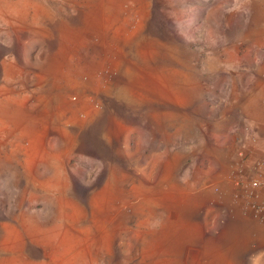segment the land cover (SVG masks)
<instances>
[{"label": "rangeland", "instance_id": "374dc122", "mask_svg": "<svg viewBox=\"0 0 264 264\" xmlns=\"http://www.w3.org/2000/svg\"><path fill=\"white\" fill-rule=\"evenodd\" d=\"M248 20L264 26V0H0V264H264V226L247 232L248 215L264 225V212L241 204L233 214L217 210L213 201L231 189L206 185L213 189H201L200 226L197 193L184 185L185 169L212 179L225 165L208 155L234 149L235 177L264 176V125L252 135L256 146L225 142L226 124L242 113L238 99L226 98V62L241 65ZM74 64L88 83L90 112L112 108L130 149L139 143L143 155L122 164L134 178L142 168L150 189H116L113 174L109 187L92 189L105 180L100 162L75 151L60 172L58 154L34 145L55 143L57 131L81 137L49 117L57 85L67 101L82 98L69 81ZM135 68L130 99L103 94L135 78ZM196 80L212 97L198 99L195 115ZM236 190L264 204V189ZM246 235L253 243L237 248Z\"/></svg>", "mask_w": 264, "mask_h": 264}, {"label": "crops", "instance_id": "0c3cea01", "mask_svg": "<svg viewBox=\"0 0 264 264\" xmlns=\"http://www.w3.org/2000/svg\"><path fill=\"white\" fill-rule=\"evenodd\" d=\"M247 17L254 18V16L251 14H248ZM241 30L242 49L245 50V52L246 50H251V56L246 57V54L244 52L241 56V65H238L236 61L226 62L228 67L226 74V85L228 87L226 98L238 99L239 102L236 100V106L241 107L242 113L241 115H239L241 122L238 120H232L233 123L228 122L226 124L227 133H225L227 139H225V142L231 146L242 144L245 145V147H253L258 145L259 142L257 143L253 139L252 135L255 133L256 129H259L264 125V26L254 20H248V22L243 21ZM125 65L128 66V63H126ZM138 65L141 66V64ZM78 67L79 65H76L75 67V64L70 67L71 79H69V81L71 83L78 82L80 87L83 89L86 85H88V83L80 81L76 78V75H79V73H77ZM94 72L95 73L93 74V76H97L98 71ZM127 72L128 69H126V71L123 73V76H126L128 74ZM133 72L134 76L136 74L135 78L130 77L131 80H124L122 82L123 84L119 85V89H107L103 94L106 97L109 96L113 99L114 97L115 99L120 100H125L126 98L130 99L132 97L130 96L131 93L129 94L130 87H132L133 84L134 86H137V73L139 71H137L136 69ZM198 85L200 86V88ZM202 86L203 84L196 80L194 88L195 115L197 103H200L198 99H202L207 96L212 97V92L203 90ZM55 89V93H51L50 95V104L54 106V108H52L53 112H50L49 115L52 122H50V125L57 122V129H66L67 123L70 122V124H72L74 127L71 128L72 131L80 130L81 132V137L76 139V142L66 139L59 131L53 133L57 136V141L55 143H53L52 138L50 139L49 137L34 140V145H36V143L40 144L39 142H41V149L45 153H52L53 151L58 154V158L56 159L57 170H59L60 172L66 170V158H70V156H72V153L77 151L85 159L98 161L104 168H106L104 182L92 189H106L107 186L109 187V184L111 183L109 177L112 174L113 183L116 189H150L149 183L145 180L142 181L141 178L143 176H139V173L143 172L142 168H138L137 172L139 173H137V178H134L127 173V167L122 164L128 160L130 162L137 161L139 159L138 156L143 155V153L138 152L137 145L139 143L137 144V142L134 143V151L130 149V146H132V139H129V137H127V134L122 133L121 130H123L124 128L122 123L114 122L115 115L113 117L111 116L114 114L112 108L102 109L97 111V113L92 114L93 112H90L89 110L91 103L88 101L89 93L87 92V90L83 89L84 93L82 95V98H80L77 102H70L65 99L63 92L61 93L60 91H58V85L55 87ZM207 92H209V95H206ZM108 105H111L110 102ZM234 106L235 104L233 103V107ZM201 108L202 103L200 109ZM252 112L257 113L254 114ZM103 115L105 116L103 117ZM69 119L73 120L68 121ZM115 130H120L119 137H115ZM107 132L110 137H107L109 140L106 141L105 136ZM243 136L248 137L243 138ZM79 143H81L84 147L78 148L80 145ZM140 144L144 145V143ZM102 148L106 149V153L113 154L112 158L106 155V153H103ZM145 155L147 159L151 158L150 155ZM208 157L210 159H214L221 165H225L216 177L211 179L212 176H210V179H208L207 176H203L202 172L201 174H198L197 171H190V169H185V189H194V194L197 193L199 208L193 216V219H195L200 226L205 221V216L202 217L201 214V189H213L211 187H206V185L213 184L218 185L219 189H231V195H229L228 198L220 199L217 202L213 201L217 210L227 208L233 214V212L238 208L237 206H239V204L249 207L248 202L250 200L248 198L239 197L236 195V189H238V187L233 183L236 170L239 167L237 164L239 158L236 154V149H234L231 154H209ZM37 160L38 159L34 160V166H37ZM200 160L201 158L199 159V161ZM193 161L194 163H196L197 158H194ZM43 162H45L47 166V163L49 161L43 160ZM110 167H112V169ZM139 169L141 171H139ZM129 177H131V181L129 182L130 185L128 186V181L126 179H128ZM136 179L138 180L136 181ZM233 217L236 216L233 215ZM227 218L229 219L231 218V216L228 215ZM247 219L250 222L249 224H251L250 229H246L247 232L253 231L254 227L257 228V226H264L263 224L254 220L252 218V215L250 214L248 215ZM197 232L202 237V231ZM236 232L241 233L242 230H236ZM237 242L239 244L237 248L243 250L246 249V246L248 247L251 243H253V239L246 235L243 240L240 239ZM240 243L243 244L241 247Z\"/></svg>", "mask_w": 264, "mask_h": 264}, {"label": "built area", "instance_id": "2783aa9c", "mask_svg": "<svg viewBox=\"0 0 264 264\" xmlns=\"http://www.w3.org/2000/svg\"><path fill=\"white\" fill-rule=\"evenodd\" d=\"M242 177H235L234 178V184L237 185L238 189H243L246 191V193L249 194H257L259 189H264V176L259 178H249L245 179L244 174H242ZM258 189V190H257ZM239 190L236 191V195H238ZM249 208H251L254 211V214L257 215L258 213L263 214L264 212V204L260 201H257L256 199H250L249 202Z\"/></svg>", "mask_w": 264, "mask_h": 264}]
</instances>
